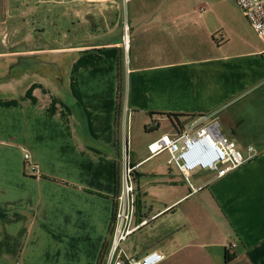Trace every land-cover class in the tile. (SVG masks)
I'll list each match as a JSON object with an SVG mask.
<instances>
[{"label": "crops", "instance_id": "1", "mask_svg": "<svg viewBox=\"0 0 264 264\" xmlns=\"http://www.w3.org/2000/svg\"><path fill=\"white\" fill-rule=\"evenodd\" d=\"M38 2L48 5L43 21L60 27L61 45H32L45 29L31 26L33 0H18L12 13L18 42L0 52L14 69L12 81L0 84V264H98L111 244L117 177L119 189L129 148L123 119L144 117L159 132L167 122L172 132L164 134H172L167 115L218 117L264 86V50L242 52L243 33L254 29L241 8L233 13L217 2L204 12L192 0ZM217 34L220 42L212 39ZM120 54L126 68L118 121ZM54 59L59 78L22 68L25 61L53 67ZM141 166L136 221L156 218L132 236L151 228L137 237L147 240L142 252L125 244L130 255L159 251L161 264H264V150L224 178L195 174L198 192L181 191L184 178L173 168L151 170L141 189Z\"/></svg>", "mask_w": 264, "mask_h": 264}, {"label": "built area", "instance_id": "2", "mask_svg": "<svg viewBox=\"0 0 264 264\" xmlns=\"http://www.w3.org/2000/svg\"><path fill=\"white\" fill-rule=\"evenodd\" d=\"M233 1L239 5L254 31L264 41V0ZM200 11L204 12L206 8L202 7ZM126 41L125 39V44ZM153 127H158V123H154ZM148 151L150 155L147 160L167 153V164L182 174L191 192L202 189L195 188L191 181L195 174L208 172L221 179L259 155L256 147L242 148L235 139L226 135L216 115H200L185 124L175 126L172 134H164L149 144ZM25 159H30L29 153L25 155ZM122 160L123 169L115 196L112 240L105 264H161L165 256L159 251H151L139 258L130 255L125 247L130 237L148 226L156 217L136 221L138 199L135 172L141 164L134 166L131 163L129 148L123 153Z\"/></svg>", "mask_w": 264, "mask_h": 264}, {"label": "rangeland", "instance_id": "3", "mask_svg": "<svg viewBox=\"0 0 264 264\" xmlns=\"http://www.w3.org/2000/svg\"><path fill=\"white\" fill-rule=\"evenodd\" d=\"M26 0H19V4L24 3ZM39 0H33V6L36 8L38 7V10L36 12V14H34L33 17H30V23L31 26L35 29V28H44L45 30L42 31L40 34L33 36L32 38V45L34 44H40V45H46L47 47H59L62 43V38H61V31H60V27L55 29V28H51L49 27V22L46 23L43 21V13L45 8L48 7L47 4L42 3V2H38ZM223 0H192V6L196 8L202 7L204 5L209 6L210 8H216L213 6V2H217L220 3L222 5V8L230 11V12H237V9L240 8L237 3L235 1L232 0H225L226 2H222ZM8 5L6 7H4L3 2L0 0V27L5 30V34L6 35H0V52L4 51V50H12L13 47V42L15 43L16 41L18 42V37H16V41L15 38L13 36V24L14 22H16V20H13V8L15 7V5L17 4L18 0H7ZM32 5V4H31ZM205 6V7H207ZM6 8L8 11V14H4V16L2 17L1 11L2 9ZM3 9V11H4ZM5 9V10H6ZM40 10V12H39ZM241 10V9H240ZM242 11V10H241ZM123 13H124V18L126 15V9L123 8ZM212 16V14L210 13H206L203 15V19L206 21L208 18H210ZM28 21V20H27ZM201 21L203 20H199V15L196 14V22H197V29L201 30ZM5 22L4 25L1 26V23ZM221 35L222 34H217V35H213L212 39L214 38V40L216 42H220L221 41ZM226 38V36H225ZM243 39L244 41L242 42L244 46V48L242 49L243 53H246L248 51H251V49H254L255 51H262L264 50V41L259 37V35L254 31H247L245 33H243ZM73 38L71 37L70 41H72ZM207 40L211 41V38L209 36H207ZM209 43V42H208ZM126 57V56H125ZM261 59V58H260ZM50 63V61H48ZM53 67H46L43 62H23V69H28L29 66L31 67V69H35V75L39 77H42L44 74H48L51 73L52 76H56L59 78L60 76V69L57 68V66H59V60L54 59L53 60ZM37 64L41 65L42 67L37 68ZM124 68H126V58H124V62H123ZM53 70V73H52ZM13 59L10 56H7L5 58H2L0 56V84L2 83H8L10 81H12L13 78ZM249 96L253 95V92L251 94H248ZM254 97L253 98H249L247 100H245L244 102H241L236 109H242V112L247 113L249 118L251 120L254 121L257 119H260L263 123L264 126V104H262V107L260 109L257 108L256 103L254 102ZM263 113V114H262ZM218 118L219 121L222 125L223 131L225 132V134L229 135L228 132V127L229 126H234V124H236V122L234 123L235 120V115L229 113L228 108L224 109V111L220 114H218ZM144 117L141 116H131L129 117V123H128V119L126 118L123 119V122L121 123V132L123 135V131L126 130V135L128 134L129 136V154L131 157V163L135 166V162L137 160H145L149 157L150 153L148 151V146L149 144H151L152 142L156 141L157 139H159L164 133H171V125L168 124L167 122H163L162 123V127H161V131L159 132L158 128H154V129H150V125L147 126V124L144 122ZM127 125H129V129L127 130ZM128 131V132H127ZM237 141V140H236ZM238 142V141H237ZM126 143V142H125ZM168 159H169V155L167 153L162 154L161 156L157 157V158H153L150 161H147L145 163L142 164L141 168L138 170L140 177V187L141 189H145L148 187L149 184V179L147 178V174L148 172H150L151 170H157V172H162V171H167L169 168H173V171L176 175H178V170H176V168L174 167H170L167 163H168ZM123 169V160L121 163V170ZM208 173V172H207ZM192 183L194 185L198 184V181L196 178H192L191 179ZM181 186L183 187L181 189V191H188L189 190V186L188 184H186L184 182V184H181ZM180 190V189H179ZM187 203H192V200L188 201ZM150 229H146L143 232H140L137 234V236L132 237L127 244L128 246L131 247V249L134 252L140 253L144 250V248L147 245V240H139L137 242V237H141V235H144V237H147V235H151L152 232H150ZM141 239V238H140ZM131 251V252H133Z\"/></svg>", "mask_w": 264, "mask_h": 264}, {"label": "trees", "instance_id": "4", "mask_svg": "<svg viewBox=\"0 0 264 264\" xmlns=\"http://www.w3.org/2000/svg\"><path fill=\"white\" fill-rule=\"evenodd\" d=\"M118 71H119V89H118V106H117V117L119 121V117L121 118L122 112V103L125 97V80L124 77V66H123V58L120 54L119 63H118ZM254 97V102L258 109L262 107L264 104V86H261L253 91V95L246 96L245 98L239 99L233 102L229 107V113L235 115L234 126L229 127V134L232 138L237 140L242 144H254L259 150H264V126L260 119L254 121L251 120L247 113L242 112V109H236L237 106L244 102L249 98ZM263 114V113H262ZM200 115H167L168 118L171 119L174 126L182 125L187 123L193 118H196ZM116 190L118 191V177H117V185ZM107 248H105L100 256L99 263L103 264L104 259L108 253ZM232 258L228 257L226 259L227 262H230Z\"/></svg>", "mask_w": 264, "mask_h": 264}, {"label": "bare ground", "instance_id": "5", "mask_svg": "<svg viewBox=\"0 0 264 264\" xmlns=\"http://www.w3.org/2000/svg\"><path fill=\"white\" fill-rule=\"evenodd\" d=\"M127 41H126V44H125V46L127 47L128 46V39H126Z\"/></svg>", "mask_w": 264, "mask_h": 264}]
</instances>
